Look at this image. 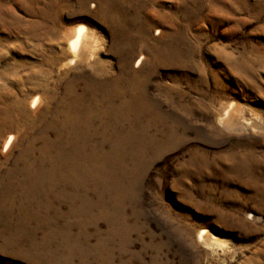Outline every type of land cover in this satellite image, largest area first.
I'll return each mask as SVG.
<instances>
[{"label": "rangeland", "instance_id": "374dc122", "mask_svg": "<svg viewBox=\"0 0 264 264\" xmlns=\"http://www.w3.org/2000/svg\"><path fill=\"white\" fill-rule=\"evenodd\" d=\"M0 264H264V0H0Z\"/></svg>", "mask_w": 264, "mask_h": 264}, {"label": "bare ground", "instance_id": "6f19581e", "mask_svg": "<svg viewBox=\"0 0 264 264\" xmlns=\"http://www.w3.org/2000/svg\"><path fill=\"white\" fill-rule=\"evenodd\" d=\"M85 35H86V33H85V31L82 29V30H79L77 33H76V35H75V37H74V39L72 38V41H71V47H72V49L73 50H75V51H77L78 49H80V47H81V44H82V41L83 40H85L84 38H85ZM79 59V58H78ZM228 114H229V112H226V114H224L225 116L223 117V118H221L220 119V121L221 122H225L226 121V119H227V117H228ZM223 116V115H222ZM218 121H219V119H218ZM224 125V124H223ZM10 142H12V141H8L7 143H6V146H8L9 144H10Z\"/></svg>", "mask_w": 264, "mask_h": 264}]
</instances>
